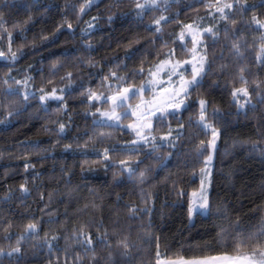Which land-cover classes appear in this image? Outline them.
<instances>
[{
    "label": "trees",
    "instance_id": "16d2710c",
    "mask_svg": "<svg viewBox=\"0 0 264 264\" xmlns=\"http://www.w3.org/2000/svg\"><path fill=\"white\" fill-rule=\"evenodd\" d=\"M140 1L0 0V264H159L264 251V0L152 9ZM225 2L232 7L218 11ZM192 23L211 31L187 106L156 118L146 143L96 122L109 105L97 95L190 56L181 34ZM201 100L219 135L209 209L191 222V192L210 153Z\"/></svg>",
    "mask_w": 264,
    "mask_h": 264
},
{
    "label": "rangeland",
    "instance_id": "374dc122",
    "mask_svg": "<svg viewBox=\"0 0 264 264\" xmlns=\"http://www.w3.org/2000/svg\"><path fill=\"white\" fill-rule=\"evenodd\" d=\"M168 3V0H141L140 4L144 5L142 9H152L155 7L163 6ZM233 4V2H225L223 5V10H225L228 7H225V5ZM208 27H203L199 23H192L187 26H185L184 30L182 31L181 38L185 45H187L190 48V56L184 59L179 58H169L162 60L159 62L152 72H158L157 79L162 81L163 83L156 84L155 91H144L142 94V99L145 102H151L150 104H143L141 109L137 111L136 115H132L131 112L129 113L132 118L130 120H126L125 118L128 116L124 115V108L117 107L115 109L116 113L121 115V119L119 121L115 119H108L107 116L103 115L104 113H108L109 115L112 114L114 104L110 97L116 95L119 91H122L125 87H132V88H139L141 85H144L145 88H147V81L152 79L150 75L142 81L140 84L136 85H126L123 86L119 90H115L108 95L99 94L97 95V101L98 103L103 102L104 100L109 101L108 106H100L96 112V122L100 123H111L116 125H121L129 130H131L134 135V143H146L148 141H152V137L155 139V134L153 132V128L155 125L156 118L160 116H166L169 113L181 111L187 106V97L189 90L192 86L188 87L187 94L181 93L179 96H175V100H181L183 99V104L180 106L179 109H173L170 107H167V103L171 102L173 99L174 93L178 91L181 87V74L183 76V80H191L194 72V66L196 69H200L202 66V71L200 72V75L197 77V81L201 80L202 75L206 69L207 64V56L205 51V40L204 35L208 31ZM167 62V63H165ZM175 66V72L173 73V67ZM158 68L160 69L158 71ZM171 76L169 77V74ZM164 89H167V91H164ZM46 96H58L55 93H49ZM155 96V100H153V97ZM204 101V116L205 115V109L207 106L206 100ZM200 101V102H201ZM141 103V97H137L135 99H130L127 101V104H131L133 108H135L136 104ZM164 108V114L161 115L159 111H157L158 108ZM145 108L150 109L151 111H154L155 115H141V112H144ZM200 116H201V103H200ZM199 116V120H200ZM138 117H140L138 119ZM201 122V120H200ZM207 129L211 130V140L209 143L210 147V153L208 157L206 158V164L203 170L202 174V180L200 182V186L191 192L190 196V207L194 209L192 213L190 214V221L193 222L196 216L197 212H202L206 214L209 209V188H210V177L213 169V162L215 159V152H216V146H217V139L219 135V131L215 130L214 127L210 124V122L205 118L203 122H201ZM146 124H151V127H145ZM129 125H134V127H129ZM207 125V126H206ZM137 132L140 133V135H137ZM215 133V135H214ZM143 137H147V140L143 139ZM214 142V147H213ZM209 156H211V160L209 161ZM202 184H203V190H202ZM207 197L208 201V207L206 209H202L199 207V204L202 203V197ZM249 256V255H244ZM256 259H259V254L255 255ZM238 257L243 256H231V255H214V256H207L203 258H195V259H185V258H178V259H163L159 261V264H241L240 261H238ZM215 258V259H213Z\"/></svg>",
    "mask_w": 264,
    "mask_h": 264
},
{
    "label": "snow or ice",
    "instance_id": "6c2138e0",
    "mask_svg": "<svg viewBox=\"0 0 264 264\" xmlns=\"http://www.w3.org/2000/svg\"><path fill=\"white\" fill-rule=\"evenodd\" d=\"M91 2H92V0H88L89 4ZM153 2H155V0H153ZM137 7L138 8H143L144 5L137 4ZM225 7L231 8L232 5L228 4V5H225ZM81 11H84L83 7H81ZM218 11L223 12V9L222 8L218 9ZM163 19H165V18L161 17V20H163ZM156 23L159 24L160 21L157 20ZM69 27H71V25H69ZM157 31H159V29H157ZM208 31H211V29H208ZM0 55H3V53H0ZM13 55H15V54H13ZM165 63H167V62H165ZM159 70L160 69L158 68V71ZM202 70H203L202 66H201L200 69H196L195 66H194V72H193L192 79L191 80H187V81L183 80V76L181 74V81H182L181 87H180V89L178 91H176L174 93L173 99L171 100V102L167 103V107H170V108H173V109H179L180 108V106L184 102L183 99L175 100L174 97L181 95V93L186 95L187 91H188V87L191 86V85H195L198 82L197 81V77L200 75V72ZM174 72H175V66L173 67V73ZM171 74L172 73L169 74V77L171 76ZM149 75H150V77H152V79L147 81V88H145L144 85H141L139 88L125 87V88H123L122 91H119L116 95L110 97V99L112 100V102L114 104V108H113L112 114L109 115L108 113H104L103 115L107 116L108 119H110V120L111 119H115V120L119 121L121 119V115L116 113L115 109L117 107L124 108V115L127 116V115H129L130 112H131L132 115H136L137 111L141 109L143 104H150L151 102L143 101V99H142L143 92L146 91V90L147 91H155V87L154 86L156 84H160V83H163V82L157 79L158 72H151L150 71ZM164 91H167V89H164ZM237 92H241L245 96L248 94L246 89H238ZM233 95L235 96L236 93H233ZM137 97H141V103L140 104H136L135 108H133V106L131 104H127V101H129L130 99H135ZM57 98L59 99L60 97H57ZM44 99H45V97L42 96L41 100H44ZM153 100H155V96L153 97ZM200 103H201L200 120H201V122H203L204 119H205L204 112H203L205 102L201 101ZM157 111H159L161 113V115L164 114V108L163 107L158 108ZM145 114L155 115L156 113L154 111H151L148 108H145L144 112H141V115H145ZM139 118L140 117H138V119ZM129 127H134V125H129ZM145 127H151V124H146ZM61 129H63V126H61ZM137 135L139 136L140 133L137 132ZM214 135H215V133H214ZM143 139L147 140V137H143ZM162 139H167V137H162ZM213 147H214V142H213ZM208 159L210 161L211 160V156H209ZM202 190H203V184H202ZM199 207L202 208V209H206L208 207V201H207L206 195L202 197V203L199 204ZM192 211H194V209L190 207L189 213L191 214ZM35 227L36 226L34 224H30L28 226L29 229H35ZM88 243H91L90 239L88 240ZM125 247H127V245H125ZM15 251H19V249H15ZM259 256H260V258L256 259L255 253H253L252 255H249V256L238 257L237 259H238V261L241 262V264H264V251H260ZM213 259H215V258H213ZM200 264H202V262H200Z\"/></svg>",
    "mask_w": 264,
    "mask_h": 264
}]
</instances>
